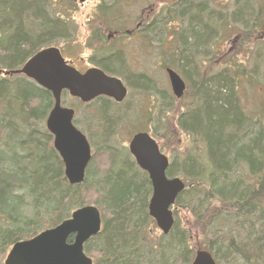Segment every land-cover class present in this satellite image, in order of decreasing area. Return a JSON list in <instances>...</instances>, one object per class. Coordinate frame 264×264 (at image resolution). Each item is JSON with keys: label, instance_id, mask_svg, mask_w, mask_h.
Here are the masks:
<instances>
[{"label": "trees", "instance_id": "obj_1", "mask_svg": "<svg viewBox=\"0 0 264 264\" xmlns=\"http://www.w3.org/2000/svg\"><path fill=\"white\" fill-rule=\"evenodd\" d=\"M229 1L224 6L219 0L215 9L211 0H183L169 10L178 30L171 65L194 92L193 103L177 120L178 130L193 144L184 156L172 158L168 170L169 177L187 185L173 209L176 222L168 236L155 233L148 214L146 175L127 151L109 146L121 123L116 105L100 98L85 110L90 140L100 144L85 181L71 186L45 127L51 94L22 76L0 78V264L16 243L57 227L88 205L101 211L104 222L101 235L85 248L94 264H192L194 234L200 250L217 264H264V91L262 115L248 114L238 87L256 69L248 73L243 65L225 66L205 75L199 63L219 31L233 24L251 35L264 29V0ZM65 32L51 0H0V70L21 69ZM255 60H262L264 74V54L258 51ZM105 69L121 72L134 90L160 96L155 114L162 117L173 108V98L159 95L156 84L143 76H129L121 61Z\"/></svg>", "mask_w": 264, "mask_h": 264}, {"label": "water", "instance_id": "obj_2", "mask_svg": "<svg viewBox=\"0 0 264 264\" xmlns=\"http://www.w3.org/2000/svg\"><path fill=\"white\" fill-rule=\"evenodd\" d=\"M83 3L86 0H81ZM24 75L50 92L54 107L46 127L54 137L55 150L63 160L65 177L71 186L81 185L92 160L87 138L73 125L75 111L62 106V94L88 104L99 97H107L122 103L128 94L123 83L107 76L98 69L81 74L67 66L58 49L42 51L30 59L21 70L0 71V77ZM174 96L181 99L186 83L172 69L167 70ZM129 151L138 166L149 174L153 195L149 203V215L164 235L172 231L175 219L171 208L185 191V183L168 179L169 159L163 155L156 141L146 133L134 136ZM101 230V214L94 206L81 208L56 228L49 229L35 238L13 246L4 264H93L84 253V244L96 237ZM76 238L69 244L70 238ZM193 264H216L211 254L198 251Z\"/></svg>", "mask_w": 264, "mask_h": 264}, {"label": "rangeland", "instance_id": "obj_3", "mask_svg": "<svg viewBox=\"0 0 264 264\" xmlns=\"http://www.w3.org/2000/svg\"><path fill=\"white\" fill-rule=\"evenodd\" d=\"M130 0H125L119 4L117 3H103L102 0L98 2H86L80 3L79 0H51L54 14L65 21L68 20V28L75 30V41L73 44H67L65 40L61 38H55L54 45H59L61 48L68 50V47L72 45L75 49L76 55L79 59H84L85 61L78 62V67L82 70L90 67L87 59L92 55L90 48L95 46L94 37H101L103 35H109V31L116 30L117 26L112 21L106 26V21L104 15H109L110 19L114 16L115 12L118 10L121 11L123 16H126L129 19L134 17V20L137 19L138 13L142 8H149L151 5H156L158 7L159 16L163 9L170 5V8H173L177 5V0H158L155 4H147L146 1L142 2L141 0H134L132 2H126ZM165 1V2H163ZM169 2V3H168ZM228 0L223 2L224 6H227ZM262 4V0H258V3ZM219 4V0L216 1ZM103 7L100 8L99 6ZM119 6V7H118ZM118 7V8H117ZM104 11L106 13L103 15ZM156 16V17H157ZM120 23L123 25V21L120 20ZM66 24V22H65ZM66 30H68L67 25H64ZM157 31L154 34L153 42V55H150L148 58L146 53L143 51H138L136 49L135 43L133 41L128 42L126 49H128V64L130 66V74H146L152 80H154L156 86V91L159 95H166L168 99L173 98V108L166 112L162 117L159 114H155L159 108H161V97L156 96L149 101L145 97V94L140 91L131 90V94L128 97L124 108L116 109L113 115L121 119L119 125H115V133L110 139L109 146L114 147L116 150H125L128 149L129 142L132 135L138 131H147L154 135V138L160 143L164 148V154L169 156L172 160L175 156H184L186 151L192 148V138L191 136L182 133L178 130L177 120L183 112L187 110V107L193 103V89L191 83L182 76L187 84L188 89L184 94V97L180 100L176 99L173 95L170 82L168 80L166 69L172 68L171 60L175 59L173 55L175 49V41H171V48H169L168 55L166 56V40L165 39V29L162 27H156ZM68 32V31H66ZM245 34L243 31H233L232 28L225 29L224 31H219L216 39H219L216 44L219 47V51L216 53V61L213 63L209 61L210 59H200L201 71L207 75L219 71L225 66H238L243 65L246 69V72H252L253 68L256 69L254 75L249 73L242 83L239 84L238 92H240L239 98L241 100V105L244 107L248 114H255V116L262 115V91H264L263 81L264 74H262V60L256 62V54L260 51V54H264V31L260 33ZM230 33V34H229ZM240 33V34H239ZM94 36V37H93ZM98 38V39H99ZM168 36L166 37V39ZM97 40V39H96ZM92 43V47L90 46ZM231 49V52L228 50ZM74 52V51H73ZM68 52L65 51V54L70 58ZM75 55V56H76ZM72 57V56H71ZM137 57L140 58L137 59ZM174 57V58H173ZM73 59V58H70ZM256 64V66H255ZM129 76V71L127 72ZM259 75V76H258ZM154 88V89H155ZM155 93V92H154ZM159 97V98H158ZM65 107H74L76 110H79L80 125L84 132L87 134L89 129L86 123L87 112L81 104H76L72 100L70 101L67 96L64 98ZM150 102H153V108ZM151 109V112L148 111ZM153 112V113H152ZM86 114V115H85ZM257 114V115H256ZM262 120V118H261ZM41 124H39V128ZM46 127V124H45ZM99 142L94 146V150L98 149ZM102 144V141H101ZM183 158V157H182ZM100 164V160H97ZM181 223L183 225L187 224V219L185 215L180 216ZM156 227V225H155ZM158 230V231H157ZM155 233H159L157 229ZM161 233V232H160ZM192 248L194 249V255L200 251L201 240L200 237L197 238V234H194L192 240L190 241ZM3 264V262H2Z\"/></svg>", "mask_w": 264, "mask_h": 264}, {"label": "flooded vegetation", "instance_id": "obj_4", "mask_svg": "<svg viewBox=\"0 0 264 264\" xmlns=\"http://www.w3.org/2000/svg\"><path fill=\"white\" fill-rule=\"evenodd\" d=\"M56 1H59V0H56ZM88 1H90L92 3L93 2H98V0H86L83 3H86ZM124 1L125 0H102V2L104 4L105 3H111V4L117 3V4H119V3L124 2ZM132 1H134V0H130V1H126V2L129 3V2H132ZM141 1L142 2H144V1L147 2L148 1L147 4H149V3L150 4H155L158 0H141ZM167 1H169V0H167ZM182 1L183 0H177V3L178 2H182ZM195 1H197L198 3H200V2H203L204 0H195ZM216 1H218V0H211V2H212L211 5L215 9H217V3H216ZM222 1L224 2L226 0H222ZM79 2L81 3L82 1L79 0ZM163 2H165V1H163ZM99 7L102 8L103 6L100 5ZM157 9H158V7L156 5H151L149 8L147 7L146 9L145 8H142L141 11L138 13L137 19L134 20V17H132L131 19H129L130 21H128V18L126 16L121 17L122 13L118 9L115 12L114 16L112 17V19L109 18L110 17L109 15L105 14L106 11H104V13L102 11L103 15L105 14L104 15V19L106 21V26H108V23L109 22H112L113 21L116 24L117 28H116V30L114 29V30L109 31V35L108 36H106L104 34V32L102 33L103 35H101L100 38L99 37L95 38L93 36L94 38L92 40L95 39V43H94L95 46L92 47V43H91L90 46L92 48H90V50L92 51L91 52L92 55L87 59L90 67H87V68H85L83 70L80 67H78V62H80V61L84 62L85 60L84 59H79L78 58L79 56L77 57L74 47L72 45H70L68 47V50H66L65 48L62 49L61 46L54 45L53 44V43H55V39L52 40L49 43L44 44L35 55H37L38 53H40L42 51H45V50H48V49H54L55 48V49H58L60 51L61 56L64 59V61L66 62L67 66L75 69L76 71H78L81 74H85L87 71H89L91 69H98V70L104 72L109 77L119 79L123 83V85L125 86V88L128 91V96H127V98L122 103H117L114 100H112L110 98H107V97H99L95 101H97L100 98H105V99H108L114 105H116V107H115L116 109H122V108H124V104L126 103L128 97L130 96L131 90L133 88L130 87L129 82L126 81V79L124 78V76L122 74H120L121 72L118 73L116 71H108V70L105 69V66L112 65L113 63H115L118 60V61H121L122 62V65L124 66V69L125 70H123V71H125V72H128L129 71V74H130V66L128 64V55H129V52H128V49H126V47H127L126 44L128 42H130V41H133V43H135V45H136L135 47L137 49V52L141 50V51L145 52L146 53V56L149 58L150 55H153V53H152L153 52V48L152 47H153V42H154V34L157 31L155 28L158 27L159 24H162L163 29H165V34L166 35H165L164 41L166 40V45H165L166 48H164V51L165 50L167 51L166 52V56L168 55L169 48H171V41L172 40L175 41L174 42L175 45L178 42V38H177L178 30H177L176 24H173L174 26H172V23L170 22V18H169V10L171 9L170 8V5H167V7L163 9L162 13L159 16H157L158 13H159V11H157ZM215 12H217V11H215ZM53 13H54V11H53ZM55 18L58 19L60 17H58V16L55 15ZM60 19L64 22V25H67V28L70 27L69 26V23L70 22L68 20L65 21L62 18H60ZM120 20L123 21V23H125V24L122 25L120 23ZM65 22H66V24H65ZM233 27H234V24H233ZM233 27H229V28H232L233 31H235V28H233ZM66 31H68V32H65L66 35H64L65 36L64 38H62V37H57V38H61V39L65 40L66 42H68V43H66V45L69 44V43L70 44H73L72 42L75 41V30L74 29H71V28H68V30H66ZM259 31H261L260 33H262V31H264V29L262 30V28H260ZM167 36H168V38L166 39ZM215 37H217V35H215L214 38L212 39V41H210V52L209 53H206V54L201 53L199 55L200 56L199 59H206V60L210 59L209 61H211L212 63L214 61H216V57H215L216 56V53H218L220 51H219L218 45L216 44V42L219 39H216ZM65 51L66 52L69 51L68 54L71 53V55H69V56H70V58H73V59L68 58L66 56V54H65ZM231 51H232L231 49L228 50V52H231ZM35 55H33L31 58H29L25 62V64L30 59H32ZM137 59L140 60L139 57H137ZM131 73H132V74H130L131 76L141 75V76H143V78L147 79L148 81H151L153 84L155 83L154 80H152L146 74H136V73H133V72H131ZM215 73H217V72H215ZM22 77H24L25 79H27L25 76H22ZM40 88H42V87H40ZM138 91H140V90H138ZM140 92L143 93V94H145V97L147 99H149V101L152 100V98L154 97L153 91L141 90ZM64 95H66L67 98L70 101L72 100L76 104H81L85 108H88L90 105H92L95 102V101H93V102H91L89 104H84L79 99H76V98L71 97L68 92H66V93L64 92ZM150 103H151L152 108H153V104L154 103L153 102H150ZM68 108L73 109L75 111V117H74V120H73V125L78 130H80L87 137V139H88V141L90 143L92 152H93V156H92V159H93L94 156H95L94 144L90 140V137H89L90 136V133L87 132V134H86L84 132V129H82V127L80 125V118L81 117L78 118V116H79V110L77 111L76 108H74L72 106L71 107H68ZM150 112H151V109L148 111V113H150ZM139 133H148V132L147 131H138L137 133H135L134 135H132L130 142L132 141L133 137L135 135L139 134ZM148 134L152 135L151 133H148ZM51 137H52V144H53V147H54V137L52 135H51ZM130 142H129V144H130ZM158 144H159L160 150L162 151V154L163 155H166V154H164V148H163V146H161L159 142H158ZM54 149H55V147H54ZM126 151L129 153V156H130L129 158L133 161L134 165L138 168V170L140 172H142L144 175H146V177H147V179L149 181L150 188H151V197L149 198V203H150L151 198H152V195H153V186H152V183L150 181L149 174L138 166L135 158L131 155V153L129 151V146H128V149H126ZM167 158L169 159V163L171 165L172 164V160H170L169 156H167ZM90 163H89V165H90ZM89 165H88V167H89ZM88 167H87V170H88ZM167 177L169 179H171V177L168 176V171H167ZM173 178H176V177H173ZM148 210H149V204H148ZM148 214H149V212H148ZM103 229H104V222H103V218H102L101 232L96 237H98L99 235H101V233L103 232ZM96 237H92L88 242H86L84 244V252H85V248L88 245V243H90ZM75 238H76V236L73 235L70 238V241H68V243L69 244H72L74 242ZM31 239H33V238H31ZM28 240H30V239H28ZM28 240H24V241H28ZM24 241H20V242H24ZM86 255L88 257H91L87 253H86ZM5 260H6V258L4 259L3 264H4Z\"/></svg>", "mask_w": 264, "mask_h": 264}]
</instances>
